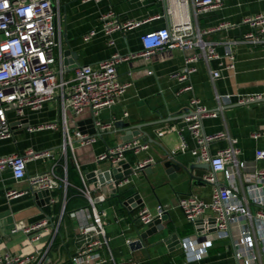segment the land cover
Wrapping results in <instances>:
<instances>
[{
  "label": "crops",
  "instance_id": "0c3cea01",
  "mask_svg": "<svg viewBox=\"0 0 264 264\" xmlns=\"http://www.w3.org/2000/svg\"><path fill=\"white\" fill-rule=\"evenodd\" d=\"M52 3L59 14L62 48L76 54L75 60L68 57L72 63H68L64 77L71 79L76 67H95L113 54L130 57L117 66V80L129 85L123 98L115 106L102 110L98 119L103 123L122 121L131 128L140 126L141 134L151 142L147 143L146 149L138 153L127 152L123 156L126 166L120 168L122 172L131 170V174L126 177L128 182L117 190L121 200L131 198V209L128 210L115 197L114 189H109L110 182L100 183L99 174L103 176L107 172L109 162H97L98 155L122 142L120 139L124 132H113V126L99 136L96 131L92 134L90 124L85 123L91 119L88 110L77 117L68 112L67 126L70 131L78 129L95 136L96 141L80 146L75 139L74 152L68 150L65 160L60 154L64 142L60 124L56 130H27L30 126L59 121L57 100L46 103L38 112L27 111L20 120L11 116L13 136L0 141V157L21 155L28 150L53 152L56 155L53 162L29 161L27 175L48 172L53 167V173L60 181L58 187L49 193L50 199L46 202V196L35 198L25 181L15 182L8 170L0 172V256L5 253L26 256L35 249H47L46 260L49 262L43 261L41 264H73L71 257L80 249L77 231L82 218L72 217L71 214L87 207L86 199L79 192L81 187L67 179V167H75L74 159L85 181L94 187L92 197L95 209L105 214L103 225L109 242L108 249L101 254L110 260L107 264H187L175 242L171 245L166 243L172 236L179 239L193 231L177 208V200L193 195L208 202L212 187L200 181L199 178L208 173L200 168H193V179L183 171L169 178L172 171L164 166L168 156L186 167L200 165L189 153L197 143L188 131L186 122L183 119H169L181 116L185 110L192 112V99L216 114L201 121L200 136L225 135L208 143L211 155H216L229 147L231 141H236L234 146L239 150L237 160L247 165V170H241L239 176L234 178L233 183L239 192L246 187L243 182L246 171L264 169V160L254 159L256 150H264V102L239 105L233 99L226 102L222 98L226 95L264 92V44L252 45L242 39L250 31L244 20L264 14V0H222L221 8L198 16L194 14L191 0L187 1L185 11L194 32L201 33L203 42L213 44L220 57L209 63L203 60L193 63L196 72L184 84L170 80L169 75L179 70L185 58L196 49L165 50L155 52L149 58H131L142 52V34L169 26L167 0H52ZM109 12L120 23L146 22L133 30L105 35L100 27V17ZM224 24L228 27H221ZM91 30H95L96 35L83 42L82 36ZM228 45L234 57L233 69H226L231 63L224 56ZM148 71L152 73L149 75ZM213 71L219 72L218 78H212ZM185 85H189L190 89L184 91ZM216 96L221 97L219 102ZM254 134L259 136L256 138ZM148 158L153 160L150 166L138 170V163ZM219 180H223L221 176ZM11 190L26 193L9 199L7 193ZM158 204L167 210L168 219L158 226L153 223L143 226L138 219V211L144 206L154 210ZM43 221H46V226L39 242L31 244L23 235V228ZM13 229H17V233L13 234ZM144 232L148 233L142 240V248L131 250L127 240L133 242ZM218 241H214L206 257L192 264H233L229 244L223 246ZM128 260L132 263H128Z\"/></svg>",
  "mask_w": 264,
  "mask_h": 264
},
{
  "label": "built area",
  "instance_id": "2783aa9c",
  "mask_svg": "<svg viewBox=\"0 0 264 264\" xmlns=\"http://www.w3.org/2000/svg\"><path fill=\"white\" fill-rule=\"evenodd\" d=\"M187 1L167 0L169 26L142 34V52L131 56L132 59L149 58L158 51L196 49V52L185 58L184 65L179 70L169 75L170 80L180 84L187 83L189 77L196 72L193 63L199 60L209 63L220 57L213 44L203 42L201 33L194 32L185 11ZM191 5L194 14L198 16L221 8L222 0H191ZM58 20L59 14L52 0H0V141L9 140L13 136L11 116L20 120L27 111L38 112L46 103L57 100L60 109L59 121L30 126L27 130H56L60 124L64 138L60 154L66 160L67 151L74 152L75 139L80 146L96 141L95 136L82 133L78 129L70 131L67 126V113L77 117L88 110L96 133L102 134L112 129L114 122L103 123L98 116L102 110L115 106L123 98L129 85L117 80V66L130 57L113 54L95 67L78 66L73 77L66 79L64 74L67 65L63 62ZM145 22L120 23L111 12L100 17V27L105 35L115 31L133 30ZM244 23L250 27V31L243 35V41L252 45L264 44V14L246 18ZM221 27L227 28L228 25ZM95 35L96 31L91 30L82 36V41L88 42ZM224 56L231 61L226 69H233L234 57L229 45L226 46ZM151 73L148 71L149 75ZM211 73L214 79L220 75L218 71ZM189 89V85L183 88L184 91ZM222 98L226 102L233 99L236 104L242 105L260 102L264 99V92L226 95ZM216 99L219 102L221 97L216 96ZM190 106L193 111L183 120L197 145L189 153L197 163L209 165L202 182L212 187V193L208 202L193 195L182 196L177 200V208L181 210L185 222L193 227L190 235L178 239L184 262L192 264L206 257L214 241L222 238L229 240L228 248L233 264H264V169L246 171L243 175L246 187L239 192L233 183L234 178L239 176L241 170H247V165L237 160L239 150L234 146L236 141H231L229 147L211 155L208 143L225 135L201 137V121L216 114L208 111L196 99L190 101ZM258 136L259 134H254V137ZM146 148L147 143L140 139L121 142L98 155L97 162L108 161L116 167L125 153H138ZM55 159L53 152L28 150L25 154L0 157V172L8 170L15 182L25 181L31 192L50 193L58 187L60 181L53 173V167L48 172L28 176L27 164L33 160L53 162ZM254 159L264 160V150H256ZM73 162L82 184L79 192L86 199L87 207L71 214L72 217L82 218L77 231L80 249L71 257V262L107 264L110 260L101 254L108 249L109 242L103 225L105 214L95 209V200L92 197L94 187L85 181L74 159ZM152 162V158L145 159L138 163L137 169L144 170ZM219 176L223 180H219ZM127 182L124 178L119 182L118 188ZM25 193L11 190L7 197L16 199ZM166 211L161 204L154 210L144 206L138 211V219L146 227L160 219ZM45 226L46 221L38 222L23 228L22 233L31 244L36 245ZM11 232L17 233V229ZM127 243L129 245L131 242L127 240ZM47 251L35 249L26 256L5 253L0 256V264L49 262L46 260ZM127 262L132 263L130 260Z\"/></svg>",
  "mask_w": 264,
  "mask_h": 264
},
{
  "label": "water",
  "instance_id": "95a60500",
  "mask_svg": "<svg viewBox=\"0 0 264 264\" xmlns=\"http://www.w3.org/2000/svg\"><path fill=\"white\" fill-rule=\"evenodd\" d=\"M62 54L64 57L63 62L65 65H68V63H72V60L70 58H68L69 56H71L72 59H74V60L76 59V54L71 53L68 50H66V51L63 50ZM260 102H264V99L261 100ZM189 114H190V112H188V110H185L184 114H182L181 116L172 117L169 120L175 121V120L183 119L185 116H187ZM85 123H89L90 127L92 128L91 133L92 134L95 133V128L93 126L92 119L87 120V122H85ZM114 128H115V131H113V132L119 131V132L125 133L124 136L121 137V139H120L122 142L130 141L132 139H140L144 143L151 142L146 135L141 134V127L140 126H136L135 128H131V127H129L128 124L123 123L122 121H117L114 123ZM81 132L85 133L83 131H81ZM113 132H111V133H113ZM99 135H101V134H98V136ZM121 166H122V168H124L126 166L125 160H120L117 163L116 167L109 165L107 172H105L103 174V176H100V174H99V178H100L101 184H103L104 181L110 182V185L108 186L109 189H114L113 192L115 193V197L119 200V202L121 203L122 206L126 207L129 210V209H131L129 206L131 203V198H128L127 200H121L120 193L118 192L117 189H118L119 182H121L122 180H124V178L129 176L131 174V170H126V171L122 172V169L120 168ZM164 166L166 169L172 171V172H170V174L172 173L173 176L169 174L170 179L174 178L176 176V174H174V173H177L179 171L185 172L191 179H193L194 178L192 176L193 168H200V169H203L206 171L209 170L208 164L191 165V166L186 167L185 165H183L179 161H176L171 156H168V161L164 164ZM199 179H200V181L202 180L201 178H199ZM34 192L35 191H32L35 198L46 196L47 197L46 202L49 201V199H50L49 198V192H47V191H37L36 193H34ZM167 219H168L167 214H164L160 219L154 220L153 224H154V226H158L159 224H161V221H166ZM147 233L148 232H144L143 234H140L139 238L137 240H135L129 244V248L131 250L142 248V240L146 237ZM174 242L176 244V248L178 249L179 248L178 239L175 236L174 237L172 236L166 240V243L169 245L173 244Z\"/></svg>",
  "mask_w": 264,
  "mask_h": 264
},
{
  "label": "trees",
  "instance_id": "16d2710c",
  "mask_svg": "<svg viewBox=\"0 0 264 264\" xmlns=\"http://www.w3.org/2000/svg\"><path fill=\"white\" fill-rule=\"evenodd\" d=\"M67 179L69 182H70V180L74 181L75 182L74 185H76L77 187H79V186L81 187V184L79 185L80 179H79V176H78V173H77L75 167L73 169H70L69 167H67ZM66 194H67L66 195V197H67L69 194V188L67 189ZM188 233H190V231Z\"/></svg>",
  "mask_w": 264,
  "mask_h": 264
},
{
  "label": "rangeland",
  "instance_id": "374dc122",
  "mask_svg": "<svg viewBox=\"0 0 264 264\" xmlns=\"http://www.w3.org/2000/svg\"><path fill=\"white\" fill-rule=\"evenodd\" d=\"M213 237H215V234H212ZM221 245H225V244H229V240L228 239H222L218 241ZM179 259V258H178Z\"/></svg>",
  "mask_w": 264,
  "mask_h": 264
}]
</instances>
